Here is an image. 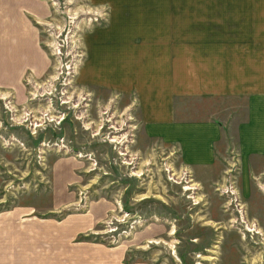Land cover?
Masks as SVG:
<instances>
[{"label": "rangeland", "instance_id": "obj_1", "mask_svg": "<svg viewBox=\"0 0 264 264\" xmlns=\"http://www.w3.org/2000/svg\"><path fill=\"white\" fill-rule=\"evenodd\" d=\"M0 6L2 17L15 19L17 8L29 16L38 51L26 45L31 54L15 55L11 66L0 56V210H31L55 225L79 218L78 228L87 217L92 223L72 234V248L114 247L128 264H264L260 176L242 182L227 159L185 166L176 146L146 136L135 92L77 81L85 60L104 48L97 40L102 46L88 55L85 38L107 24L106 4Z\"/></svg>", "mask_w": 264, "mask_h": 264}, {"label": "crops", "instance_id": "obj_2", "mask_svg": "<svg viewBox=\"0 0 264 264\" xmlns=\"http://www.w3.org/2000/svg\"><path fill=\"white\" fill-rule=\"evenodd\" d=\"M89 1L109 11L107 24L86 35L88 55L102 46L97 40L104 48L85 60L77 81L135 92L146 136L176 146L185 166L227 159L233 177L264 183V0ZM17 9L15 19L0 13L6 66L31 54L26 45L38 54L37 32ZM24 211L0 210V264H128L114 247L72 248V234L88 229L89 218L78 228L79 218L55 225Z\"/></svg>", "mask_w": 264, "mask_h": 264}, {"label": "bare ground", "instance_id": "obj_3", "mask_svg": "<svg viewBox=\"0 0 264 264\" xmlns=\"http://www.w3.org/2000/svg\"><path fill=\"white\" fill-rule=\"evenodd\" d=\"M184 189H190L189 186L188 187H185ZM247 231H254V232H259L258 229H257V226L255 225H247L246 228H245ZM172 232V231H171ZM170 232V233H171Z\"/></svg>", "mask_w": 264, "mask_h": 264}]
</instances>
